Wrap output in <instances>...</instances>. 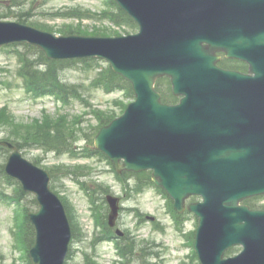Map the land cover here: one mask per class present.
Masks as SVG:
<instances>
[{"label":"water","instance_id":"water-1","mask_svg":"<svg viewBox=\"0 0 264 264\" xmlns=\"http://www.w3.org/2000/svg\"><path fill=\"white\" fill-rule=\"evenodd\" d=\"M116 1L139 24L138 33L56 35L0 21V47L29 42L49 58L110 61L132 83L136 100L100 129L96 148L118 171L153 169V180L179 212L188 197L202 196V202L188 205L199 217L195 249L202 264H264V210L242 203L264 193V0ZM237 31L256 43L243 55L253 66L252 53L260 54L254 76L216 65L217 49L239 54L238 45L228 41H238ZM161 76L171 78L179 103L162 101L155 88ZM2 143L13 150L6 172L35 193L40 205L29 213L36 227L32 263L64 264L72 230L62 200L50 188L49 172L14 144ZM107 200L114 226L119 198ZM235 245L242 252L225 258Z\"/></svg>","mask_w":264,"mask_h":264},{"label":"rangeland","instance_id":"rangeland-1","mask_svg":"<svg viewBox=\"0 0 264 264\" xmlns=\"http://www.w3.org/2000/svg\"><path fill=\"white\" fill-rule=\"evenodd\" d=\"M16 2L19 3L14 6ZM3 6L10 7L14 14L2 20H16V13H26L28 16L25 23L55 33L64 32L70 26H79L82 33L98 31L107 35H124L138 31V27L133 24L116 25L102 18V11L108 8L106 0H0V12L4 10ZM72 10L93 14V17L77 19L60 16ZM13 48L9 46L0 49V141L23 140L29 131L28 128L34 129L44 122L51 124L63 117L67 127L76 131V147L83 148L84 145H89L88 139H83L84 133H89L91 127L98 124V113L107 110V105H127L130 102L122 92L107 93L101 87L95 86L93 81L100 69L84 63L64 71L63 78L82 89L86 104L77 99L67 105L51 96L35 99L24 90V79L20 74L21 58L13 52ZM17 48L22 49V46ZM115 108L118 113L121 111V106ZM23 153L41 167L49 171L54 170L56 182L53 189L67 200L73 211L80 235L72 242L74 252L68 259V264L122 262L118 259L114 243L101 240L94 243V240L102 235V227L98 219L96 222V217L104 212V208L106 210V204L99 200L93 210L81 187L72 179L59 175L62 169H76L80 166L92 173L89 179L82 177L83 181L95 184L92 182L94 180L97 184L109 186L115 195L122 198L124 210L117 226L128 232V235L142 246H147V250L154 252V255L148 256V261L153 264H197L191 249L198 224L197 218L190 213L186 220L178 225L170 215L172 208L154 186L140 188L131 180L128 187L116 176L110 162L98 156L76 158L71 152L58 153L37 146H26ZM6 159L5 152L1 150L0 192L15 195L17 185L5 181V175L1 171V165ZM32 198V195H27L23 201L30 209L36 208L30 203ZM199 200L201 198H194L192 201ZM261 202L264 203V199ZM16 207L18 205L15 203L9 205L0 201V264H26L24 252L20 250L21 238L18 241L15 236L20 233L15 226ZM134 209L142 213L139 222ZM156 222L158 225L154 224ZM239 250L240 248L233 249L230 255ZM144 260L146 261V258L142 261Z\"/></svg>","mask_w":264,"mask_h":264},{"label":"trees","instance_id":"trees-1","mask_svg":"<svg viewBox=\"0 0 264 264\" xmlns=\"http://www.w3.org/2000/svg\"><path fill=\"white\" fill-rule=\"evenodd\" d=\"M19 2H16L14 6L18 5ZM110 9L104 10L102 12V16L105 19L115 23V24H133L132 19L126 14L115 1H108ZM4 10L0 12V18L8 17L9 15H13L14 13L10 11V7L3 6ZM72 16L75 17H85L86 14H82L80 12H71ZM28 14L26 13H16V19L25 22L27 20ZM87 17H91V14H87ZM134 25V24H133ZM82 29L79 26H70V28L64 32L67 33H82ZM94 34H101L100 32H95ZM16 46V45H12ZM17 55L21 58V75L27 82L28 90L35 96H42L46 94H53L59 97L65 103H69L73 98L82 97L80 88L75 83H69L63 79V72L68 68H73L81 63L91 65H99L100 73L95 77L93 84L95 86L105 87L108 91L114 90H124L126 91L129 97H134V92L132 89L131 83L123 78L121 75L115 73L109 65L100 63L97 59H48L45 54L36 48L35 46L25 45L24 48L13 49ZM163 79H160L157 84V88L163 95V100L169 103H174L177 101V97L174 96L170 89H164L161 86V82ZM123 109V108H122ZM117 116L115 109L104 111L103 113L97 114V122L98 124L92 126L89 130L90 132L84 133L83 139H88L90 146L84 145L83 148L76 150V142L77 135L74 129H69L66 125L65 118L59 117L57 121H53L54 123L44 122L39 126H36L34 129L28 128V132L25 134L23 140L15 139L12 140L19 148L23 149L26 146H37L43 147L49 151H56L58 153L62 152H71L76 157L83 156H94V155H102L99 151H97L93 147L94 136L96 135L98 129L109 123L113 118ZM78 119V118H77ZM87 141V142H88ZM91 147V148H90ZM0 150H4L5 154L8 151L6 148L0 147ZM81 150V151H80ZM1 152V151H0ZM78 152V153H77ZM76 153V154H75ZM1 171L3 172L2 166ZM52 174V186H54L56 179L54 170H50ZM4 174V172H3ZM59 175H63V177H75L76 179H80L81 177L92 176V173L88 171V169H82L81 166L76 169H62ZM132 176L140 187L147 186L149 184H153L151 179V171H144L138 174L134 173H122L118 174V177H121L124 180L129 179ZM10 182L12 181L8 177H6ZM95 184H89V181L84 184L87 190L91 191V197L93 200H101L105 203V194L109 192V189L102 184H97L96 181L92 180ZM16 201L23 203L26 193L18 187L17 189ZM69 218L72 223L73 235L78 238L80 235V231L77 228L75 217L72 209L70 208L67 200L63 199ZM255 198L248 199L247 203L253 205V207H258L255 202ZM32 205H36V201L32 198L30 200ZM172 205V200H171ZM22 205V214H21V231L23 235L22 240V248L25 250L24 255L26 258L27 264H31L29 260V248L35 241V230L32 224L29 222L28 217H26V208L23 212ZM260 207V206H259ZM176 214L177 219L182 222L183 219L186 218V215ZM104 233L105 237H109L110 227L107 225V221L105 220L104 215ZM111 237V236H110ZM119 246V254L123 257L125 262H121V264H130L131 262L136 264H153L148 261V256L154 255V252L147 250V246L138 245L137 241H135L128 233L117 242ZM133 257V259H132ZM143 258H146V261H142ZM132 259V260H131ZM90 264V262H88Z\"/></svg>","mask_w":264,"mask_h":264},{"label":"flooded vegetation","instance_id":"flooded-vegetation-1","mask_svg":"<svg viewBox=\"0 0 264 264\" xmlns=\"http://www.w3.org/2000/svg\"><path fill=\"white\" fill-rule=\"evenodd\" d=\"M239 38L238 41L235 40H229L228 41L230 43H233L234 45H238V53L240 55H247L246 51L250 48H252V45L256 44L254 42H252L251 37H248L246 35L241 36L240 33L237 31ZM243 38H249V43L248 42H242ZM217 55H219V60H218V65L224 69H229V70H235V71H239L241 73L244 74H250V75H254L256 74L258 68L256 70L252 69V67L258 66V56L260 54H254L253 58L255 60L254 65L251 67V65L249 63H247L246 61H244L243 59H241L240 57H231L228 55L227 51H223V50H219L216 51ZM262 63V61L260 62Z\"/></svg>","mask_w":264,"mask_h":264}]
</instances>
